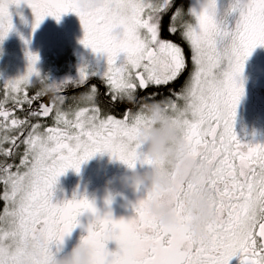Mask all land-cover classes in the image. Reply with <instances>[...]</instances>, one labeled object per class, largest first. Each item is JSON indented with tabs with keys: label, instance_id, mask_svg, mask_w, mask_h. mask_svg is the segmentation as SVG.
<instances>
[{
	"label": "snow or ice",
	"instance_id": "6c2138e0",
	"mask_svg": "<svg viewBox=\"0 0 264 264\" xmlns=\"http://www.w3.org/2000/svg\"><path fill=\"white\" fill-rule=\"evenodd\" d=\"M21 4L32 11L33 32L47 17L59 22L68 13L78 16L84 32L80 43L105 58V69L97 73L85 64L77 79L57 83L55 102L44 103V90L28 94L33 78L42 84L47 79L36 67L38 55L26 52L25 74L3 82L0 156H13L20 144L25 149L19 165L0 161V264H56L53 246L59 251L85 214L93 219L80 242L93 250L92 264H230L236 257L240 264H264V209H257L264 201V144L243 143L234 130L245 63L257 47H264V0H190L186 10L174 8L175 0H0V44L13 30L10 9ZM165 30L190 46L193 70L179 90L169 89L162 100H156L158 91L141 98L138 91L167 88L187 70L183 47L163 38ZM92 78L104 83L111 107L127 101L139 103V110L133 114L126 109L122 118L102 115L95 85L85 92L91 102L84 107L78 98L85 93L63 94ZM9 99L21 111L29 106L25 117L4 106ZM69 99L74 106L65 109ZM148 105H162L180 126L192 157L207 164L204 186L212 194L216 219L198 241L186 227L192 217L183 200L196 191L190 184H179L167 198L147 191L132 206L130 219H114L110 211L101 214L95 201L76 194L53 202L59 177L69 170L79 174L97 154L130 169L156 166L143 158L138 143L140 129L149 123ZM53 113L55 126L41 132L39 118ZM153 200L171 207L174 226L164 227L150 215ZM105 204L110 207L111 198ZM109 242H115L116 251H109Z\"/></svg>",
	"mask_w": 264,
	"mask_h": 264
},
{
	"label": "flooded vegetation",
	"instance_id": "af4514ba",
	"mask_svg": "<svg viewBox=\"0 0 264 264\" xmlns=\"http://www.w3.org/2000/svg\"><path fill=\"white\" fill-rule=\"evenodd\" d=\"M181 5H183L181 0H175L174 8L180 7ZM14 8L15 7L11 8L12 12ZM170 15L171 12L165 16L167 20ZM27 26V19L18 21L13 20V30L8 34V37L12 34H18L22 30H26ZM81 28L82 25L78 16L73 13H68L62 16L59 22L52 17L45 18L35 30L34 34L36 37L34 38L35 42L33 43L36 45L38 54H40L43 49L38 48V46L43 43L42 40L49 38L50 42L47 48L48 54H45V57H39V63L36 65L40 72V76L47 80L42 84L38 79L33 78V84L27 88L30 96L43 90L47 81L60 83L68 79H77L79 68L85 64H87L90 71H96L97 73H102L104 71L105 58L103 56L93 54L90 49H86L79 41H71V29L77 31ZM163 33L166 34L168 32L165 30L162 34ZM162 37L181 44L187 59V70L176 82L168 85L167 88L162 87L156 89L150 87L147 90L138 91L137 95L141 98L144 97L146 93L158 91L160 94L157 95L156 100H162L164 96L168 95L169 89L179 90L193 70L190 46L182 41L178 35L169 36L168 34V36L164 35ZM18 47L21 48L23 45L20 43ZM21 49L27 50L28 47L25 46ZM22 61L25 62L27 60L23 58ZM19 69V74H0V103H4L3 82L23 76L25 74L24 72L27 70V66H25L24 72L20 67ZM241 79L243 81L244 95L237 107L234 124L235 133L238 139L243 143L264 144V47H257L248 58ZM93 85L97 86L100 93L98 104L102 109V115L114 114L117 118H122V113L126 109H131L133 114L139 110V103L133 104L127 101L124 103H117L115 107H111L109 104V96L105 94L106 87L98 78H92L86 85L80 87L69 86L63 94L68 97L74 95L79 96L88 91ZM40 99L44 103H50L52 100L51 96L46 94ZM143 102L144 101H141V103ZM148 103H151V101H148ZM178 103L183 105L184 102L178 101ZM69 104H73L74 106V102L69 99L63 107L67 109ZM79 104L81 107L88 105L80 102ZM4 106L7 108H13L15 110V115L20 118L25 117L26 110L29 107L28 105H24L25 111H21L18 106L13 104L11 99H9ZM32 107H36L35 102ZM53 118L54 113L49 117L39 118V122L42 125L40 129L41 132L47 127L55 126ZM36 122V118H31V123ZM29 131H31L30 127L24 130V137L27 136ZM3 134L4 133L0 132V136ZM8 134L13 135L15 133ZM24 137H21V139ZM4 147L8 148L10 145L4 144ZM24 149L25 146L20 144L18 148L14 149L13 156H0V161L7 160L8 163L19 165L21 154L24 152ZM146 167L147 166L137 165L136 169L140 171ZM14 170L15 169H13V171ZM130 175V170L122 163L110 158L107 154H97L93 159L87 161L81 166L79 174L69 170L66 174L59 177L54 192L53 202L56 203L70 200L73 198V195L76 194L77 198L87 197L89 200L95 201L96 207L101 214L110 211L114 219H130L134 216L132 206L136 204L138 200L143 199L146 195V192L143 189L140 191H134L126 186V180ZM2 192L3 185L0 184V195H2ZM109 198H111L110 207L105 204V201ZM3 208L4 202L3 200H0V216L3 215ZM92 219L93 217L89 214L81 216V227H77L69 236L65 237L59 251L53 246L52 250L57 258L67 256L81 241L82 236L87 234L85 229ZM2 226L3 225L0 224V227ZM116 248L117 246L115 242L108 243L109 251H116ZM230 264H240L239 257L233 258L230 261Z\"/></svg>",
	"mask_w": 264,
	"mask_h": 264
},
{
	"label": "clouds",
	"instance_id": "9594fccd",
	"mask_svg": "<svg viewBox=\"0 0 264 264\" xmlns=\"http://www.w3.org/2000/svg\"><path fill=\"white\" fill-rule=\"evenodd\" d=\"M56 85V82L47 81L43 89L54 102L57 97ZM78 99L80 103L91 102L87 93ZM145 112L149 123L140 129L138 143L143 158L157 163L156 166H147L140 171L127 167L131 175L126 180V186L134 191L155 190L167 198L175 193L179 184L193 185L196 191L185 195L183 204L187 214L192 217L186 227L192 239L198 241L205 236L206 226L216 219L211 202L212 194L204 186V179L208 174L207 164L204 160L192 157V148L184 138L180 126L169 118L162 105H148ZM257 209H264V201L257 204ZM148 211L164 227L176 224V216L165 200H153ZM92 257L93 250L79 242L67 256L56 257V264H92Z\"/></svg>",
	"mask_w": 264,
	"mask_h": 264
},
{
	"label": "rangeland",
	"instance_id": "374dc122",
	"mask_svg": "<svg viewBox=\"0 0 264 264\" xmlns=\"http://www.w3.org/2000/svg\"><path fill=\"white\" fill-rule=\"evenodd\" d=\"M190 0H188L189 5ZM187 9V8H186ZM13 20H25L27 19L28 26L26 27V30L20 31L18 34H12L10 37L7 36V38L3 41L2 44H0V74H19L18 71H20L19 67L25 71V66H28V62H23L22 59H26V52H31L32 54L38 55V57H45V54H48V45L50 42V39L47 38L45 40H42L43 43L38 46V48H43L41 53L38 54L36 50V45L34 38L36 35L34 34L32 30V24H33V14L30 8L27 7V5L21 4L19 7H15L12 10L10 9ZM16 18H14V17ZM25 18V19H24ZM24 29V28H23ZM71 41H81L84 37L83 29H79L77 31H74L71 29ZM10 38V39H9ZM23 38V39H22ZM25 41H28L27 45L25 44ZM22 44L24 48L25 46L28 47L26 50H22L19 46V44ZM72 43V42H71ZM27 60V59H26ZM25 73V72H24Z\"/></svg>",
	"mask_w": 264,
	"mask_h": 264
},
{
	"label": "trees",
	"instance_id": "16d2710c",
	"mask_svg": "<svg viewBox=\"0 0 264 264\" xmlns=\"http://www.w3.org/2000/svg\"><path fill=\"white\" fill-rule=\"evenodd\" d=\"M182 2H183V7L185 8V10H186V8L188 7V0H181ZM164 22H165V24H167V22H168V20H167V18L165 17V20H164ZM168 36V33H166V34H162V36Z\"/></svg>",
	"mask_w": 264,
	"mask_h": 264
}]
</instances>
